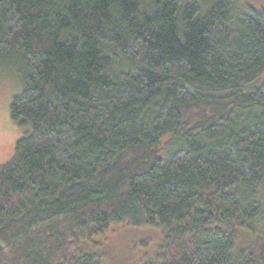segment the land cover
Masks as SVG:
<instances>
[{
    "label": "trees",
    "instance_id": "obj_1",
    "mask_svg": "<svg viewBox=\"0 0 264 264\" xmlns=\"http://www.w3.org/2000/svg\"><path fill=\"white\" fill-rule=\"evenodd\" d=\"M235 3L0 0V264H100L112 224L161 228L140 264H264V11Z\"/></svg>",
    "mask_w": 264,
    "mask_h": 264
},
{
    "label": "rangeland",
    "instance_id": "obj_2",
    "mask_svg": "<svg viewBox=\"0 0 264 264\" xmlns=\"http://www.w3.org/2000/svg\"><path fill=\"white\" fill-rule=\"evenodd\" d=\"M211 1L213 3L217 0ZM246 6L264 11V0H236L235 10H245ZM7 60L0 61V165L12 158L16 141L25 132V128L14 121L10 114V103L14 96L20 94L23 85L18 64L11 59ZM263 81L264 72L250 85L257 87ZM170 140V136L163 140V152H166ZM260 201L264 203V196H261ZM162 240L163 234L158 226L112 224L105 233L82 241L76 254H94L100 258V264H140L160 251Z\"/></svg>",
    "mask_w": 264,
    "mask_h": 264
}]
</instances>
